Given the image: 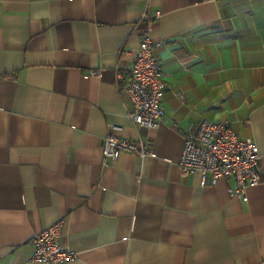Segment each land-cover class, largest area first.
<instances>
[{
	"label": "crops",
	"instance_id": "0c3cea01",
	"mask_svg": "<svg viewBox=\"0 0 264 264\" xmlns=\"http://www.w3.org/2000/svg\"><path fill=\"white\" fill-rule=\"evenodd\" d=\"M143 32L161 44L156 129L117 80ZM203 119L258 147L245 202L181 174ZM108 134L150 152L104 167ZM56 223L66 264H264V0H0V264H44L32 238Z\"/></svg>",
	"mask_w": 264,
	"mask_h": 264
},
{
	"label": "built area",
	"instance_id": "2783aa9c",
	"mask_svg": "<svg viewBox=\"0 0 264 264\" xmlns=\"http://www.w3.org/2000/svg\"><path fill=\"white\" fill-rule=\"evenodd\" d=\"M159 15L160 11H155L154 16ZM160 45L143 32L128 67V77L117 75L120 92L130 100L129 120L146 129H156L165 117L161 104L166 90L164 72L155 54ZM182 135L179 168L183 176L198 174L202 186L232 179L234 185L227 188L228 195L244 202L247 187L262 182L258 147L239 139L226 122L203 119L197 126L189 125ZM150 147V139L130 140L108 134L101 145L102 165H109L121 152L144 158ZM59 225H51L33 236V260L66 264L75 259L74 252L57 243Z\"/></svg>",
	"mask_w": 264,
	"mask_h": 264
}]
</instances>
